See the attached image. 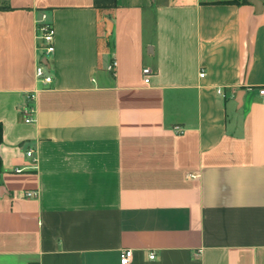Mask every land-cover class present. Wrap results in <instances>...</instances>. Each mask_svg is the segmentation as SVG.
<instances>
[{
	"label": "crops",
	"instance_id": "1",
	"mask_svg": "<svg viewBox=\"0 0 264 264\" xmlns=\"http://www.w3.org/2000/svg\"><path fill=\"white\" fill-rule=\"evenodd\" d=\"M258 1L0 0V264H264Z\"/></svg>",
	"mask_w": 264,
	"mask_h": 264
},
{
	"label": "built area",
	"instance_id": "2",
	"mask_svg": "<svg viewBox=\"0 0 264 264\" xmlns=\"http://www.w3.org/2000/svg\"><path fill=\"white\" fill-rule=\"evenodd\" d=\"M37 38L40 42L38 46L39 51V59L38 64L36 66V79L38 82H41L43 85H49L53 81L52 75L48 72L49 70V60L50 57H52L55 53V40H56V29L54 26V23L50 21H43L38 24L37 27ZM117 67V61L113 60L108 69L111 72H115ZM143 75H144V82L146 84H149L150 78L152 76V70L150 68H144L143 69ZM205 73H201V76L203 77ZM258 95L261 98V103L264 105V86L260 87L258 89ZM28 100L32 103L36 101L37 98V91H33L28 93ZM25 114V122L30 124L34 123V114H35V108L34 106H29L27 109L24 110ZM27 156L33 160V162L36 164L37 157L35 156L34 152L32 150L27 152ZM21 170L17 169L16 172H20ZM36 196V193L34 192H28L25 194V197L27 198H33ZM133 258V250L132 249H123L120 252V263L121 264H130ZM151 259L155 258V254L150 255Z\"/></svg>",
	"mask_w": 264,
	"mask_h": 264
},
{
	"label": "trees",
	"instance_id": "3",
	"mask_svg": "<svg viewBox=\"0 0 264 264\" xmlns=\"http://www.w3.org/2000/svg\"><path fill=\"white\" fill-rule=\"evenodd\" d=\"M8 9H10V7L9 6H7V5H0V10H8ZM2 141H3V128H2V125H1V123H0V144L2 143ZM2 160H1V157H0V173H1V171H2Z\"/></svg>",
	"mask_w": 264,
	"mask_h": 264
},
{
	"label": "water",
	"instance_id": "4",
	"mask_svg": "<svg viewBox=\"0 0 264 264\" xmlns=\"http://www.w3.org/2000/svg\"><path fill=\"white\" fill-rule=\"evenodd\" d=\"M251 2H252L257 8H262V3L259 2L258 0H251ZM108 31H110V28H109Z\"/></svg>",
	"mask_w": 264,
	"mask_h": 264
}]
</instances>
